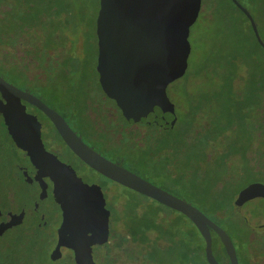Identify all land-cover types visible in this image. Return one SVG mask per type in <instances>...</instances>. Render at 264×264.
<instances>
[{"label":"trees","instance_id":"1","mask_svg":"<svg viewBox=\"0 0 264 264\" xmlns=\"http://www.w3.org/2000/svg\"><path fill=\"white\" fill-rule=\"evenodd\" d=\"M227 2L243 19L242 22L231 20L234 42L230 49L217 59V64L212 61L211 56H207L203 62L200 61L198 66H193L182 79L175 82L181 85L182 95L186 99L182 117L189 118L184 131L180 128L178 130L182 132L176 130V124L171 131L138 124L158 129L164 135L144 137L143 142H138V147L131 145L124 151L111 149L110 157L113 159L112 163L201 211L228 235L238 264H252L254 256L251 248L262 244L263 240L257 238L255 228L236 212L233 205L239 192L251 184L235 191H229L225 187L208 201L198 196V187L192 185L188 178L201 171L204 156L212 147L211 142L222 135L216 134L213 137L209 134L210 131L203 133V136L192 135L194 117H219L222 121L226 120L227 125L220 132H231L238 127L240 139L237 140L241 141L245 136L246 118L252 115L250 106L255 102L251 93L250 97H242L247 90L257 92L264 85V50L257 43L245 16L230 0ZM90 13L93 16L88 18L86 14ZM96 15L81 0H0V77L38 98L63 117L67 124H70L69 119L77 122L81 119L78 111L79 94L86 93L89 86H99L96 71L90 72L91 61L94 62L95 59L96 65L97 56V48L94 47ZM260 37L264 42L261 35ZM92 46L95 49L93 53ZM191 54L194 58L195 48L193 51L191 49ZM15 59L24 68L18 73L12 66ZM59 67L64 74V80L68 81L67 94L57 90L51 83L53 69ZM32 70L47 71V74L38 76L37 72L34 77L29 75ZM202 77L208 80L206 86L210 90L201 88L204 82L200 80ZM239 85H243L242 91L245 90L242 96L238 95L241 92ZM191 87L196 88L194 97L191 96ZM83 101H86V97ZM21 104L24 108L27 106L35 111L36 115L33 117L38 119L39 125L43 124L46 131L44 140L52 139L55 143H60L71 154L49 120L39 110L26 103ZM61 106L68 108V114L60 113ZM232 117L238 120L237 124L232 122ZM2 119L0 264H78L71 252L55 261L51 259L54 241L48 229L51 224H55V214L60 215L56 197L52 188L44 181L46 177L38 174V171L35 173L20 156L14 134L8 125V117ZM191 136L195 143L189 148L192 149V155H187L190 152L187 141ZM39 137L42 141L41 132ZM247 146V149L250 148ZM234 153L235 151H230L222 155V162L238 155L245 157V152ZM134 154L138 156L134 158ZM77 161L70 159L67 167L75 174L79 173L84 179L78 177L83 184L97 186L101 192L100 195L87 192L80 194L86 212L97 216L98 224L93 230L82 232L79 236L94 264H119L121 260L126 264H135L137 261L138 264H208L204 240L187 218L136 193L138 198L109 197L106 194V185L114 183L89 168L84 171ZM10 169L12 173L9 172ZM220 175H223L222 170ZM14 177L16 182H27L30 189L35 188V206L29 205L28 200L32 197H27L28 193L25 197H20L22 199L16 196L17 189L9 186V181ZM45 201L53 208H47ZM28 219L32 220L31 226L26 224ZM211 236L214 258L219 264H229L219 238L212 231Z\"/></svg>","mask_w":264,"mask_h":264},{"label":"water","instance_id":"2","mask_svg":"<svg viewBox=\"0 0 264 264\" xmlns=\"http://www.w3.org/2000/svg\"><path fill=\"white\" fill-rule=\"evenodd\" d=\"M230 1L248 20L257 43L264 50V42L250 13L237 0ZM200 9L201 0H99L95 19V71L101 91L115 103L127 123L155 126L165 131L173 129L177 116L167 96V88L186 74L191 54L190 29L197 21ZM0 95L11 111L24 147L43 173L38 174H45L54 186L61 221L51 255L53 261L61 257V250H67L78 264H94L77 233L92 231L87 228L97 216L90 213L83 216L71 202L66 182L75 173L67 167V175L59 163L36 143L34 137L40 140L39 132L30 125L22 101L35 107L50 121L65 146L89 169L187 218L204 240L208 264H219L212 253L211 231L219 238L229 264H238L228 235L197 208L100 156L57 112L1 77ZM86 192L101 194L99 187L85 185L79 179L76 189L79 200L80 194ZM253 195L264 199V186L251 184L245 187L233 205L251 227L262 228L264 222L257 224L245 216L243 203Z\"/></svg>","mask_w":264,"mask_h":264},{"label":"rangeland","instance_id":"3","mask_svg":"<svg viewBox=\"0 0 264 264\" xmlns=\"http://www.w3.org/2000/svg\"><path fill=\"white\" fill-rule=\"evenodd\" d=\"M82 3H86L88 8L92 9V11L97 13L99 7V0H81ZM242 5L248 10L252 18L254 19L257 28L260 32L264 40V0H239ZM90 12V11H89ZM88 18L93 16V13L86 14ZM91 16V17H90ZM231 20H236L238 22H242V17L228 4L227 0H201V9L196 23L190 29L189 35V43L191 49L195 48L196 55L192 56L190 54L188 60V69H191L193 66L200 64V61L203 62L207 56L212 57V61L216 64L218 63L217 59L226 54L227 50L230 49L232 43L234 42V35L231 32L230 23ZM94 47L96 48V44L94 41ZM92 46L91 52H95V49ZM198 61V63H197ZM197 65V66H198ZM13 68L18 73L19 70H24L23 67L17 63L16 59L12 63ZM90 72L95 71V59L94 62L91 61ZM186 71V72H187ZM38 70L34 72L32 70L31 76L36 77ZM47 74V71L40 70L38 72V76ZM53 82L55 88L60 90L63 94L69 93L68 81L64 80L63 73L61 72L60 67L53 69ZM62 78V79H61ZM203 82V87L206 90H210L208 85V80H205V77L200 78ZM45 83H47L45 81ZM243 85H239L238 95L242 96L245 90L242 91ZM200 88V89H201ZM193 90L191 96H195L197 92L194 90L196 88H190ZM182 87L177 83H172L167 88V96L171 103L175 107V113L177 116L176 121V130L178 128L185 129V124L189 117H182L184 113L182 110L185 109L184 102L186 99L182 95ZM251 90H247L242 98L245 96L250 97V93L252 97L255 99V102L250 106L251 117H247V124L244 127L245 136L244 139L239 141L240 139L238 133V127L234 128L233 131H226L225 133H221L223 126L226 127L227 122L222 121L219 117H194L193 126H192V135H197L210 131L213 137L216 134H222L218 136L214 141L211 142L212 147L209 149L207 155L204 156L203 162L200 167V172L197 175L188 176L189 182L197 186L199 189L198 196L200 198L209 199L214 197L222 192L223 188H228L229 191L232 190H240L242 186L246 184H260L264 186V85L263 88L257 92H250ZM59 92V91H58ZM60 92V93H61ZM86 97V101L84 100ZM80 101L78 102V111H80L81 117V129L83 133L80 132L81 138L86 142L89 139H95L97 145L103 148L117 149L118 151L125 150L128 146L133 145V147H138V142H143L144 137H153L158 135H164L162 131L155 128H147L145 126H141L136 124L126 123L122 118L119 110L117 109L115 103L108 99L103 92L100 90L98 85L89 86L86 88V93L79 94ZM61 114H68V108L61 106L59 108ZM0 122L3 121L2 117H8V125L12 130L16 144L18 149L25 154L26 159L28 160V165L31 166L34 170L38 171L40 174H43L37 167L36 164L28 152V150L24 147L19 134L17 133L13 121L12 114L9 107L6 105L5 101L0 95ZM36 113L34 110L27 112L28 120L32 128L37 130V132H41V125L37 122V118L33 117ZM68 116V115H67ZM205 116H208L207 114ZM71 117V115H69ZM34 118L35 121L34 122ZM71 126L76 131H81L78 127V121L75 119H69ZM232 122L237 124L238 120H235V117H232ZM225 123V124H224ZM182 132L181 130H178ZM220 132V133H219ZM213 133V134H212ZM108 135L110 138L108 139ZM36 143L52 158H54L59 165L66 171L68 175V168L66 162V158L68 156L75 160V158L68 153V151L62 148V156L60 152L53 151L52 149H48L44 146V143L41 140H38L36 136L34 137ZM190 140H192L190 142ZM188 152L187 155H192L191 145L195 143L194 139H188ZM190 143V144H189ZM247 145L250 148L247 149ZM60 146V145H59ZM136 147V148H137ZM247 149V150H246ZM196 151V150H193ZM235 151L234 154H241L245 152V157L234 156L230 157L225 162H222V155ZM237 152V153H236ZM65 155V160H64ZM177 155V154H176ZM134 158L138 156V154H134ZM197 155L195 154L194 159H196ZM64 160V161H63ZM136 160V159H135ZM1 161V160H0ZM137 161V160H136ZM2 163V162H1ZM138 164V163H137ZM2 165V164H1ZM85 171L88 169L84 168ZM222 170L223 175H220ZM9 172L12 173L10 169ZM14 174V173H13ZM10 175V174H9ZM44 176L48 178L45 174ZM95 178L97 176L93 175ZM217 178V180H216ZM16 178H12L9 181V186L16 188V196L19 199L20 197H25L26 193L27 197H32L30 200V206H35V200L37 196V192H35V188L30 189L29 186L25 182L17 181ZM49 179V178H48ZM51 183V182H50ZM52 184V183H51ZM79 185V178L77 174L75 176H69L66 182V188L69 191V198L71 202L80 210L81 214L84 216L88 212H86L85 208L82 205L81 200L78 198V194H76V189ZM51 187V186H50ZM107 191L106 194L113 198H125V197H134L138 198V196L132 191H127L123 187L114 184L106 185ZM52 190L54 191V186L52 184ZM210 196V197H206ZM237 196L234 198L236 200ZM206 201V200H205ZM245 209V216L255 223H263L264 222V199L259 196H250L247 197L243 203ZM44 205L47 208H53L48 201H45ZM195 206H198L195 204ZM199 207V206H198ZM49 208V209H50ZM234 211V210H233ZM61 220V216L57 213L55 214V224H51L49 227V233L53 236V245L51 247V254L54 250V246L56 243L57 231L59 227V223ZM32 220L28 219L26 221L27 226L30 225ZM98 224V221L91 222L90 226L87 230L93 229ZM31 226V225H30ZM255 234L258 236L257 238L262 239V244H257L255 247L251 248L253 251L254 261L252 264H264V226L262 228H255ZM77 236H80L77 233ZM69 251L61 250V256H65ZM119 264H126L123 260L119 262ZM138 264V261L135 263Z\"/></svg>","mask_w":264,"mask_h":264},{"label":"flooded vegetation","instance_id":"4","mask_svg":"<svg viewBox=\"0 0 264 264\" xmlns=\"http://www.w3.org/2000/svg\"><path fill=\"white\" fill-rule=\"evenodd\" d=\"M17 88V87H16ZM19 89V88H18ZM21 90V89H20ZM22 91V90H21ZM112 101V100H111ZM23 102V101H22ZM42 102V101H41ZM23 103H26V102H23ZM43 103V102H42ZM27 104V103H26ZM27 105H29V104H27ZM46 105V104H45ZM30 107H33V106H31V105H29ZM47 106V105H46ZM33 108H35V107H33ZM50 108V107H49ZM36 109V108H35ZM51 109V108H50ZM118 109V108H117ZM25 110H26V113L28 112V111H31V108H29V107H25ZM53 110V109H52ZM119 110V109H118ZM56 112V111H55ZM63 118V117H62ZM124 119V118H123ZM65 120V119H64ZM125 120V119H124ZM50 122V121H49ZM65 122L67 123V121L65 120ZM78 124H79V128H80V130L81 131H76L72 126H71V124H69L68 123V126L72 129V131L74 132V133H76V135L89 147V148H91L93 151H95L96 153H98L100 156H102L103 158H105L106 160H108V161H110V162H113V159L110 157V153H111V149L109 150L108 148H103V147H100L99 145H97V143L95 142L96 140L95 139H89V141L88 142H86L84 139H82L81 138V134H80V132H82L83 133V130L81 129V127L80 126H82L81 125V120L80 119H78ZM138 124V123H137ZM13 125H14V123H13ZM40 125H41V135H42V142L44 143V145H45V147H47L48 149H52L53 151H55V152H57V154L60 152V155L62 156V148H64L60 143H55L52 139H46V140H44V138H43V136L45 135L46 136V131H45V129H44V126H43V124L42 123H40ZM52 125V124H51ZM53 126V125H52ZM14 127H15V125H14ZM83 127V126H82ZM16 129V128H15ZM17 131V130H16ZM56 131V130H55ZM18 133V132H17ZM57 133V132H56ZM59 136V135H58ZM107 136V138L109 139L110 137L108 136V135H106ZM62 141V140H61ZM60 145V146H59ZM65 145V144H64ZM68 149V148H67ZM69 150V149H68ZM70 151V150H69ZM18 152H19V154H20V156L23 158V159H25L27 162H28V160L26 159V155L25 154H23L19 149H18ZM71 152V151H70ZM72 154V153H71ZM73 155V154H72ZM74 156V155H73ZM63 157V156H62ZM77 160H79L76 156H74ZM70 157L68 156V159L66 158V160H65V155H64V162H66V164L67 165H69L70 164ZM75 159V161H77ZM80 161V160H79ZM81 162V161H80ZM82 163V162H81ZM77 164L78 165H80L79 164V162L77 161ZM82 164H84V163H82ZM85 165V164H84ZM81 166V165H80ZM86 166V165H85ZM31 167V166H30ZM87 167V166H86ZM32 168V167H31ZM81 168H83L84 169V167H82L81 166ZM88 168V167H87ZM86 168V169H87ZM34 170V169H33ZM85 171V170H84ZM34 172L36 173V170H34ZM76 173H78V171H76ZM97 174V173H96ZM99 175V174H98ZM77 176L78 177H80L82 180H84L81 176H79V173L77 174ZM44 181L49 185V186H51V188H52V184L50 183V181L47 179V178H45L44 179ZM61 221V220H60ZM60 224V223H59ZM56 244V243H55ZM55 247V246H54Z\"/></svg>","mask_w":264,"mask_h":264}]
</instances>
